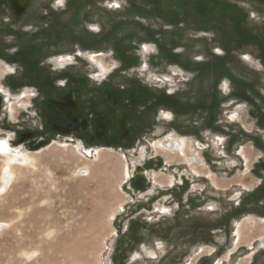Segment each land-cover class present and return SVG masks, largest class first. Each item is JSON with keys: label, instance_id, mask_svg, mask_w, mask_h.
<instances>
[{"label": "rangeland", "instance_id": "obj_1", "mask_svg": "<svg viewBox=\"0 0 264 264\" xmlns=\"http://www.w3.org/2000/svg\"><path fill=\"white\" fill-rule=\"evenodd\" d=\"M27 1L0 0V142L31 157L0 154V264H264V0ZM68 92L89 133L55 130ZM181 176L215 215L168 213Z\"/></svg>", "mask_w": 264, "mask_h": 264}, {"label": "flooded vegetation", "instance_id": "obj_2", "mask_svg": "<svg viewBox=\"0 0 264 264\" xmlns=\"http://www.w3.org/2000/svg\"><path fill=\"white\" fill-rule=\"evenodd\" d=\"M6 1L10 5L9 9H10L13 16L21 18L28 13L30 5H29V2L27 0H6ZM112 7H115V6H112ZM62 59L64 60V58H60V57L55 58L58 65H59V61ZM104 74L105 73H103L102 75H104ZM5 99H6V101H5L6 104L3 103V100H5ZM7 100L8 99L6 98V96L0 97V101H2V105H0V111H2L4 108L7 107V103H8ZM51 103H53V106L60 113H62L65 116V118L68 120V127L56 128L55 130L57 132H60L63 134H71V133H75L77 131H85L84 133L90 132L88 130L89 122L81 110L82 106L79 103L76 96L72 92L71 93L68 92L65 95H60L58 98L51 100ZM114 104L117 105L118 104L117 101H114ZM119 107H121V105H119ZM116 111L117 112H113V117L120 119V117H121L120 112L118 110H116ZM109 121L110 120H108V122ZM159 132H158L157 136H163L164 135L162 130H159ZM174 137H176V136L174 135ZM163 139H165V138L163 137ZM163 139H161V140H163ZM161 140H159L160 144H161V148H162V150H164V153L166 152V154L168 156H175V157L179 158V160H183V161L186 160V162L190 163L191 165H195L196 163L201 161V156L199 154L194 153V152H193V154H194L193 156H196L198 158V161L195 164L188 161L187 160L188 157L186 158L184 154H182V155L178 154L177 155V153H175L176 148H174L175 151L172 154V152L165 150V149L170 150L169 143L165 144V141L161 142ZM182 140L184 142V139H182ZM89 150L93 151V149H89ZM183 152L184 151H182V153ZM186 152L189 153L190 151L188 150V151H185V153ZM168 153H171V154H168ZM188 155L191 156L192 154H188ZM142 156L145 157L146 155L144 153H142ZM181 156H182V159H180ZM138 166H139V161L137 158H132L131 163H129V161H128L127 177H131V180H132V178L133 179H135V178L139 179L140 177L148 176V173L141 171ZM231 167L232 168L238 167L237 162L234 165H232ZM166 170H168V169H166ZM174 178L176 180L171 185V191L169 189L163 190L164 191V197H165V201H164L165 203L164 204L167 206L166 210H168V213L174 212L175 216H178V215L183 216L184 214L187 215L189 213H191L192 216H195V215L198 216L202 212L208 211L209 213L211 212L210 214L213 213V215H215V212H216L215 208L209 207L206 209V206H205L206 197L203 196L205 193L208 194L206 189H200V188L192 187V182H194V181L191 182L189 180V178L186 179L185 176H181L180 181H178V179L176 177H174ZM196 178H198V177L196 176ZM193 179H194V177H193ZM157 181H158V179L156 180V182ZM165 215H167V214H165ZM223 222L227 223L228 220L226 218H221V221H220V225L224 229V232L226 233V236L228 237L231 234L230 224L229 223L224 224ZM196 225L198 228L200 227L199 223H196ZM179 228L182 231L185 229V227H183L184 228L183 229L182 226ZM215 228H216V225H215Z\"/></svg>", "mask_w": 264, "mask_h": 264}, {"label": "bare ground", "instance_id": "obj_3", "mask_svg": "<svg viewBox=\"0 0 264 264\" xmlns=\"http://www.w3.org/2000/svg\"><path fill=\"white\" fill-rule=\"evenodd\" d=\"M59 65H61V66L64 65L63 59L59 61ZM0 97H1V95H0ZM5 101H6V99L3 100L4 104H6ZM0 105H2V101H0ZM164 141H165V144L169 143V145H170V150L169 149H165V150H168V151L172 152V154H173L175 151L174 148H176L175 153H177V155L178 154L179 155L184 154L186 158L188 157L187 160L190 161L191 163H194V164L198 161V158L196 156H193L194 155L193 153L191 156H189L185 152L182 153V151H184L183 150L184 142L180 137H174V135H172V136H168L167 138L161 140V142H164ZM78 150L81 153H83L86 158H92L93 156L94 157L96 156L95 154H93V152L91 150L85 148L82 145H80V148H78ZM0 154L8 158V160L10 161V163H9L10 166H11V163L18 164V165H27V164H30V162H31L30 155H26L22 149L12 148V146L7 141H1L0 142ZM168 154H171V153H168ZM235 163H236V161L233 162V165ZM10 169H11V167L10 168H9V166L6 167V171H5L6 179L5 180L10 179L9 178L11 176ZM89 172H90V168L85 166V167L80 168V171L78 172V174L81 176H85V175L89 174ZM3 187H6V184Z\"/></svg>", "mask_w": 264, "mask_h": 264}]
</instances>
